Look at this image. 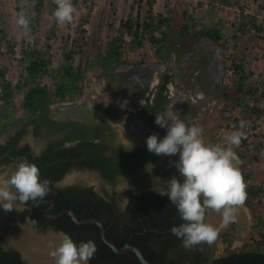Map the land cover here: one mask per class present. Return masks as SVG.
<instances>
[{
	"label": "trees",
	"instance_id": "1",
	"mask_svg": "<svg viewBox=\"0 0 264 264\" xmlns=\"http://www.w3.org/2000/svg\"><path fill=\"white\" fill-rule=\"evenodd\" d=\"M16 7V13L26 9L30 17L29 29L38 24L42 10V0H38L34 6V15L26 5ZM85 8L91 9L89 0H82ZM138 0H133L136 4ZM77 0H73L76 6ZM151 7V3H149ZM56 5L53 4V13ZM132 6L131 10H133ZM169 16L154 17L151 10L146 11L145 17H134L130 13L125 21L119 24L117 35L111 38L104 50L101 46L89 61L83 58L85 42L79 45L74 40L68 52L63 53L62 63L52 70V61L46 57V51L36 49L37 41L33 43L23 42L18 60L21 66V80L12 84L0 71V136L10 128L22 125L11 136L8 142L0 147V157L9 154L13 158H24L29 163L35 164L40 169L41 179L52 182L50 193L44 199L53 201L55 208L49 215H55L63 210H71L78 220L94 219L101 222L105 229V237L115 247L122 248L129 244L138 248L145 260L152 264H264V219L258 217L252 226L253 236L249 241L234 247L236 225H228L220 231L219 239L223 245L222 254L210 261L209 254L203 247L194 250H186L182 247L181 240L174 236L170 229L179 226L182 221L177 209L166 196L159 194L167 189V181L173 176L179 178L176 168L160 169L152 165L157 155L147 151L145 147H127L116 143V133L105 121L92 126L78 125L73 122H58L50 118V107L57 103L74 102L83 95L85 70L112 74L116 69L125 65L120 52L122 35L127 34L131 38L130 48L134 52L144 48L147 41L157 56V62L164 64L171 50ZM186 12L183 16L186 19ZM191 19V17H190ZM242 18L236 31L244 35L246 32H260V27L255 25L254 19H249V24ZM218 25V24H217ZM203 27L191 35L203 37L220 43L223 40L220 25ZM0 25V50L5 44L6 52L2 55L14 54L15 43L8 42V33ZM188 26L183 25L181 35L187 33ZM186 32V33H185ZM156 33L159 37H156ZM188 34V33H187ZM49 39V38H48ZM79 57L74 65L75 58ZM146 59H140L132 64L141 65ZM233 76L228 85L219 93L223 108L234 111L239 109L241 119L236 121L239 127L240 121L250 122L253 118H259L264 109L249 108L248 101H258V89L249 83V74L245 71L242 59L233 58ZM47 76L51 79V85H42L39 80ZM186 77V81H187ZM107 83L112 91L111 100L119 93L120 82L113 76L107 78ZM22 95L21 107L25 115L22 118L15 117L14 98ZM95 107L112 123L127 126L131 120L140 119L154 132L164 135V129L155 124L156 116L163 115L165 109L162 104L146 103L137 113H119L114 108L112 101L96 103ZM154 116V117H153ZM124 121L123 123H121ZM189 124V123H186ZM190 125V124H189ZM28 126L33 127V136L39 135L52 139L46 148L34 156L27 144L17 147V143L25 136ZM242 141H245L242 140ZM110 149V156L103 155L104 150ZM239 158L244 155L235 149ZM16 163L4 159L0 166ZM94 170L102 179L115 181L117 179L128 180L129 187L125 191L128 204L123 210H119L113 197L99 196L93 187L68 186L62 189L53 188V184L59 182L63 176L73 170ZM2 169H0L1 172ZM245 184L250 180V175L241 171ZM247 200L245 207L255 210V201L264 197V182L258 186L246 185ZM32 208L31 221L39 227L51 226L55 231L69 235L74 242L93 241L96 252L89 264H140L132 253L123 255L115 254L100 240L99 229L96 225L87 223L75 224L68 215H62L54 220L46 221L43 213L47 206L37 201H29L22 204ZM3 233L0 231V264H26L21 260L20 254L11 248L2 247ZM210 261V262H209Z\"/></svg>",
	"mask_w": 264,
	"mask_h": 264
},
{
	"label": "rangeland",
	"instance_id": "2",
	"mask_svg": "<svg viewBox=\"0 0 264 264\" xmlns=\"http://www.w3.org/2000/svg\"><path fill=\"white\" fill-rule=\"evenodd\" d=\"M37 1L38 0H20L21 5H26L27 9L31 10V14L33 15V9ZM89 1L92 3L90 10L85 8L82 0H77L75 7L78 10V14L75 15L74 21L71 24H59L52 17L51 10L53 9V0H42V10L40 12L38 24L33 28L34 32L29 29L27 35H25L24 29L17 23L18 16L16 7L19 5V2L17 3L16 0H0V25L2 24V27H4L8 33L7 43H15L14 54L12 56L6 54L2 55L6 52L7 44L0 50V71L4 72L5 79L10 81L13 85L18 81H22L21 66L18 62L20 59L19 52L23 42H28L29 38H35L37 41L36 49L46 51V57L48 56L51 58V67L52 70H54L62 63L63 53L68 52L74 40H78L79 45L85 42L83 48L84 53L80 58L85 56V60L89 61L93 58L99 46L104 50L106 43L117 35L119 24L125 21L130 13H132L134 17L139 15L140 18L143 19L146 11L150 9L154 17L165 18L168 17L169 12H171V38L176 37L182 23H185L189 29L196 31H199L203 27L220 25L223 40L218 45H212L204 40H189L185 43H177L173 40L171 42L169 41V45L171 46L170 52H175V59L170 56L167 62H177V59L181 55L183 66L189 64L190 55L188 54L192 48H198L207 54H211L214 49H220L222 51L225 64L223 67L224 69H222V72L225 70L223 79H221L222 81L218 84L214 85L216 90L211 93L215 95V97L211 93L201 96V103L204 109H202L200 113L198 112L199 115L196 116V121L190 124H195L203 129V139L205 143H222L228 133L236 130V121L241 119V112L239 109L234 111H230L229 109L225 110L221 99L218 97L220 91L228 85L233 76V58L243 60L245 71L249 74V83L258 89L259 102H255L252 99L249 100V108L256 107L264 109V0H138L139 2L136 4L133 3V0ZM149 3H151V7H149ZM132 6H134L133 10H131ZM184 11L187 13L186 19L183 16ZM242 18H245L244 22L247 24H249V19H254L255 25L260 27V32L251 31L248 34L246 32V27H244V35L238 33L236 29ZM156 37H159V34L156 33ZM127 45L128 43L124 45V40L122 39L120 52L123 55V59L127 62L125 67L130 69L134 68L135 64L132 63L140 59H146L147 61L145 63L136 66H142L138 72L141 73L151 70V72H147L145 75L155 74L153 71L159 69L160 66L158 65L161 64L157 62V56L150 47V44L145 41L144 48L136 52L131 50L130 46ZM178 49L181 51L178 52ZM80 58H75L74 65L78 63V59ZM194 61L191 63L190 67L194 64ZM205 64L207 71L210 70L209 72H212L214 70V65L212 67L211 61L206 60ZM148 65H157V67L153 68V70L146 69ZM164 65L165 66L161 68L162 70H165V67H169L168 65L166 66V64ZM182 69L184 68L180 70ZM189 69L191 71V68ZM228 71H231L229 76ZM126 72L128 75L129 71ZM118 73L123 75L125 71L121 68ZM103 74L105 73L100 71L93 72L85 70L84 72L85 82L82 84V87L85 92H91L88 94L89 104L112 101L114 108L118 111L120 110L119 106L126 105L127 109H129L126 103L125 105L122 104L125 101L122 85L119 87L118 95L111 100L112 91L106 79L101 76ZM184 74L186 73L182 75ZM208 75L211 76V73H208ZM125 80L127 79L125 78ZM119 81L123 83L122 80L119 79ZM39 83L42 85H51V79L45 76L39 80ZM184 89H187V87H184ZM21 103L22 95L17 94L14 98L16 110L15 117L19 119L25 115ZM52 107L55 109V112H58L62 108L61 105H53ZM17 127H13L4 132L0 136V141L3 140V136H7V134L13 132L14 129H17ZM116 129L121 141L132 146H146V139L152 134L147 132L145 127L140 125L135 126L133 124L127 126L119 124L116 126ZM32 131L31 127L26 129L23 141L30 145L33 153L39 154L52 139L41 135L34 137ZM236 149L240 150L244 155L242 159L239 158L238 166L240 170L250 175V180L246 185L258 186L264 182V113L259 118H253L249 122L247 138L245 141H242L240 147ZM1 169L3 172L0 173V178H3L13 170L11 165H6ZM70 173L63 176L57 183V187L75 185L90 186L93 187L94 191L99 196L105 197L109 195L113 197L116 202L118 201L120 203L122 208L127 204L125 191L129 187L128 180L121 178L117 179L115 184H111L103 181L97 174L90 171H71ZM22 210L23 209H18L17 211L13 209L10 212H5L3 208H0V231L3 233L2 247L5 249L11 248L9 243L8 246L5 244L12 238L11 235L15 230L13 221H8V215L11 213L12 215L20 214L18 217L19 220L23 219L25 223L24 229L26 228L30 231L32 236L41 237L43 240L45 238L54 237V234L48 232L43 235L36 233L28 223L27 214H21ZM208 215L212 217L211 224L219 229V233L228 227L222 224L221 217L218 214L210 213ZM258 217L264 219V197L255 201V210L251 211L245 206L239 209L237 222L234 223L236 225L235 240L233 243L234 247H239L242 243L252 238L254 232L252 226L256 223ZM16 228L22 229L23 227L21 225H16ZM12 240L16 242L14 239ZM13 242L11 241L10 243ZM30 242L32 243V240ZM206 247L210 260L222 254L223 245L219 236L214 244L211 246L206 245Z\"/></svg>",
	"mask_w": 264,
	"mask_h": 264
},
{
	"label": "clouds",
	"instance_id": "3",
	"mask_svg": "<svg viewBox=\"0 0 264 264\" xmlns=\"http://www.w3.org/2000/svg\"><path fill=\"white\" fill-rule=\"evenodd\" d=\"M53 2L56 5L52 13L55 21L71 24L78 14L73 0ZM17 16L18 25L27 35L30 24L27 10H21ZM33 40L29 38L28 43H33ZM155 124L166 129V135L162 139L155 133L149 135L146 139L147 151L157 156H179L178 162L173 165L179 178L173 176L169 179L167 189L159 194L166 196L176 207L182 221L170 231L181 240L186 250L211 246L218 239L219 229L206 222L207 215L218 214L222 224L228 226L237 222L238 211L247 200L246 184L235 149L247 138L249 122L241 120L239 127L217 144L205 143L201 127L186 124L175 114L156 116ZM51 184L50 180L41 179L40 169L35 164L22 159L16 163L14 170L0 178V208L10 212L18 203L43 199L49 193ZM49 248L52 264H89L96 252L93 241L77 244L63 232L54 234Z\"/></svg>",
	"mask_w": 264,
	"mask_h": 264
},
{
	"label": "flooded vegetation",
	"instance_id": "4",
	"mask_svg": "<svg viewBox=\"0 0 264 264\" xmlns=\"http://www.w3.org/2000/svg\"><path fill=\"white\" fill-rule=\"evenodd\" d=\"M183 25H185V23H182V25L178 29L176 37H173V38L170 37V42L173 40L174 42H177V43L178 42L185 43L189 40L196 41V40L205 39L203 37L191 35L196 30H191L189 28H188L189 31H187L188 34L185 32L186 34L181 35L180 31H181V28ZM215 44L218 45L219 43H215ZM179 51H181V50L178 49V52ZM170 53L167 54L168 57L172 56V58L175 59V55H174L175 52L172 51V53L171 54ZM188 55H190V56H189V64H187V66L186 65L183 66L184 64L182 63L183 59L181 58V55L177 59V62L173 61L171 63H168L167 62L169 59L168 58L167 61L164 63V64H166V66L167 65L169 66L168 68L165 67V70H162L161 69L162 66H165V65L164 64L158 65V66H160L159 69H156L153 71V73L155 72V74L148 75V76L145 74H147V72H151V70L147 71V72H141V73H139L138 71L132 70L134 73L127 75L126 71H129V68L125 67V65L116 69V71L114 73H116V72L118 73V71H120L121 68L125 67L124 68L125 73L123 75L118 73L119 76L115 77V78L118 81L120 78H126L127 79L125 83L124 82L122 83L121 81H119V82L121 83L120 85H122L123 90H124V94H125V101L123 102V105H125V103H126L127 106L129 107V109H127V107L125 105V107L120 108L119 111L115 108L116 111H118L119 113H126V114L131 113V114H134V116H137V113L142 109L143 105H145L146 103H149V104L154 103V104H162L163 105V107L165 109V112L163 113V115L164 114H168V115L175 114L180 119L185 121V123L190 122L189 124H192V122L196 121V116L199 115L198 112L200 113V111H202V109H204L203 108L204 106L201 103L202 102L201 96L209 95L211 92L216 90L214 85H216L220 81H222L221 79H223L224 71H225V70H223V72H222V69H224L223 67L225 66V64H224V57H223L222 51L220 49H218V50L214 49L213 52H211V54H207V53L202 52L198 48L197 49L192 48V50L189 51ZM206 60L211 61L212 67L214 65V67H213L214 70L212 72H209L210 70L207 71V67L205 64ZM193 61H194V64L190 67V65ZM136 66L137 65H135V67ZM181 68H184V69L180 70ZM189 68H191V71ZM126 69H128V70H126ZM183 73H186V74L182 75ZM208 73H211V76H209ZM101 76L104 77L106 79V81H107V78H110V77L106 76L105 74H103ZM127 76H129V78ZM186 77L188 78L187 81H186ZM84 82H85V80H84ZM184 87H187V89H184ZM90 93L91 92L87 93L83 90V95L79 99H77L76 101L63 103V104H68V105L70 104L68 107H66L65 110H63L61 108L58 112H55V109H53V107H50V113H49L50 118L55 120V121H58V122H73V123L78 124V125L84 124L86 126L97 125V124L105 121V124L109 125L111 127V129L116 133V143H119L120 145L127 146V147L128 146L129 147H139L140 146V147L147 148L145 145L132 146V145H129V144L122 142L118 133H117V129H116V126H118L119 124L112 123L110 120H105V117H104V119H92L89 116V113L95 111V112L99 113L100 115H102V114L95 107V103L89 104L90 101L88 99V97H89L88 94H90ZM213 96L215 97V95H213ZM58 104H62V103H58ZM123 122L124 121H122L121 123H123ZM131 123L135 126L140 125L142 127H145L147 129V132H150L152 134L153 133L157 134L158 138H160V139H162L166 135V129H164L165 134L160 135L159 133L154 132L147 124L143 123L137 117H136V119L131 120L128 125H132ZM21 127H22V125L18 126L17 129H14L13 132L7 134V136L3 140V143L0 144V147L4 146L8 142L9 138L11 136H14L15 133ZM28 127H31L33 130L32 126H28ZM23 139L24 138H22L17 143V147L27 144L23 141ZM28 146L31 150L30 145H28ZM46 146L44 147V149L46 148ZM110 152H111L110 149H106V150H104L103 155L105 157H109ZM31 153L34 156L39 155V154L33 153L32 150H31ZM3 155H5V154H3ZM159 158H161V156H158L157 159H155L153 161L152 165L154 167H158L160 169H168V168L173 167V165L168 166V167L156 166L155 162L158 161ZM7 165H11V168L14 170L15 167L12 163L7 164ZM75 171H90V172L97 174L98 177L101 178V176L98 174V172H96L94 170L84 169V170H75ZM102 180L105 182L111 183V184H115V182H116V180L115 181L113 180L111 182L104 180V179H102ZM57 183L53 184V188H56V189L65 188V187H57ZM81 187H87V186H81ZM49 193H50V191H49ZM49 193L47 194V196L49 195ZM107 197L109 198L110 196L107 195ZM126 200H127V204H128V199H126ZM115 202H116V200H115ZM16 206H20L21 209H23L21 214H25V215L27 214L28 223H29L30 227L36 233L43 235V234H46L47 232L52 233V234L59 232V231H55L51 226H47L45 228H42V227H39L36 224H34L31 221V216H32V208L31 207L25 206V205H22L19 203ZM116 206L120 211L125 208V206H124V208H122V206L120 205V203L118 201L116 202ZM15 209L18 211L17 208H15ZM18 215L20 216V214H18ZM43 216H44V213H43ZM48 239L45 238L44 240H48ZM201 247H203L205 249V251H207L206 245H202ZM210 261H212V260H210Z\"/></svg>",
	"mask_w": 264,
	"mask_h": 264
},
{
	"label": "water",
	"instance_id": "5",
	"mask_svg": "<svg viewBox=\"0 0 264 264\" xmlns=\"http://www.w3.org/2000/svg\"><path fill=\"white\" fill-rule=\"evenodd\" d=\"M203 40L207 41L208 43H210L212 45H215V43L209 39L205 38ZM155 67H157V65H148V67H146V69H153ZM124 68L125 67H123V69ZM141 68H142V66L134 67L131 69L129 68V74L134 73L132 70L138 71ZM106 75L108 77H111V76L118 77L119 76L117 72L114 74L112 73V74H106ZM127 77H129V76H127ZM120 80H122L124 83L126 82L125 78L124 79L120 78ZM69 105L68 104H61V107L63 110H65L66 107H68ZM89 116L92 119H104V116L100 115L99 113H97L95 111L89 113ZM4 159H8L11 162L17 163L18 161H20L24 158H13L11 155L5 154V155L0 157V161H3ZM178 160H179L178 155L172 156V157L162 156L161 158H159L158 161L155 162V165L161 166V167H168V166L174 165V163L178 162ZM44 198L39 199V203L43 206H47V209L44 211V218L46 221L54 220V219H56L62 215H68L71 218V220L77 225H84L87 223L94 224L99 229L100 240L102 241V243L105 244L115 254L123 255L126 253H132L136 257V259L138 260V262L140 264H152V263H149L147 260H145L141 251L134 246L126 244L122 248H119V249L117 247H115L109 240H107V238L105 237L104 226L101 222H99L97 220H94V219L78 220L71 210H63V211H61L55 215H49V213L54 210L55 203L53 201H50V200L45 201ZM16 207L21 209L20 206H16ZM123 208H124V206H123ZM8 217H9L8 221H13L14 226H15V230L13 231V234L11 235L12 236L11 239H14L16 241L14 243H9L10 244L9 246L11 247V249L15 250L16 252H18L20 254L21 260L26 264H52L49 255L47 256V254L45 253L47 251L42 250V248H40L38 246V245L42 246L41 243H42L43 239L41 237L32 236L30 231H28L26 228L24 229L25 223L23 222V219L19 220V218H18L19 215H12V213H11L8 215ZM210 217L211 216H209V215L206 217V222L211 224ZM16 225H21L23 228L22 229L16 228ZM211 225H213V224H211ZM31 240H32V243H34V244H36V243L33 241H38L36 245L38 246V248H40L39 251L38 250L34 251L29 247ZM38 243H40V244H38ZM5 245L8 246L7 243ZM48 249H49V247H48Z\"/></svg>",
	"mask_w": 264,
	"mask_h": 264
},
{
	"label": "bare ground",
	"instance_id": "6",
	"mask_svg": "<svg viewBox=\"0 0 264 264\" xmlns=\"http://www.w3.org/2000/svg\"><path fill=\"white\" fill-rule=\"evenodd\" d=\"M17 209H19V208H17ZM210 221H212V217L210 218ZM53 236H54V235H53ZM53 238H54V237H50L48 240H43L42 243H41L42 246L38 245V246H39L40 248H42L43 250L47 251V252H45V253L47 254V256L49 255V251H50V248L48 249V247H49V242H50ZM11 241L13 242V240L10 238V239L8 240V242H6V243L8 244V243H10ZM34 242L37 244L38 241H34ZM39 242H40V241H39ZM13 243H14V242H13ZM36 244L30 242L29 247H30L32 250H34V251H37V250L39 251L40 248H38V246H37ZM38 244H40V243H38Z\"/></svg>",
	"mask_w": 264,
	"mask_h": 264
},
{
	"label": "built area",
	"instance_id": "7",
	"mask_svg": "<svg viewBox=\"0 0 264 264\" xmlns=\"http://www.w3.org/2000/svg\"><path fill=\"white\" fill-rule=\"evenodd\" d=\"M122 39L124 40V45L128 43L127 46H129L131 38L127 34H123ZM231 74V71H228V76ZM119 102V101H118ZM123 104V103H122ZM120 108L125 107V106H119Z\"/></svg>",
	"mask_w": 264,
	"mask_h": 264
},
{
	"label": "crops",
	"instance_id": "8",
	"mask_svg": "<svg viewBox=\"0 0 264 264\" xmlns=\"http://www.w3.org/2000/svg\"><path fill=\"white\" fill-rule=\"evenodd\" d=\"M3 137L5 138L6 136H3ZM4 138H3V140H4ZM3 140H2V141H0V144H2V143H3ZM22 143H23V142H22ZM4 166H5V165H4ZM4 166H1V167H0V169H1V168H3ZM2 172H3V171L1 170V172H0V173H2Z\"/></svg>",
	"mask_w": 264,
	"mask_h": 264
}]
</instances>
